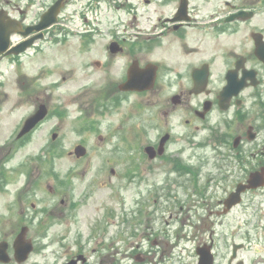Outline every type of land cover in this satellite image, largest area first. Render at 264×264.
Masks as SVG:
<instances>
[{"label": "flooded vegetation", "instance_id": "flooded-vegetation-1", "mask_svg": "<svg viewBox=\"0 0 264 264\" xmlns=\"http://www.w3.org/2000/svg\"><path fill=\"white\" fill-rule=\"evenodd\" d=\"M29 2L19 8L7 1L2 8L20 18L29 15L35 19L33 25L57 1ZM57 13L56 23L44 32V41L33 44L29 56L54 52L66 65L63 78L86 76L95 69V77L111 82L121 97L133 93L120 90L129 73L154 65L157 118L164 128L178 118L186 147L201 149L213 140L226 149L212 169L199 171L187 183L188 201L177 203L175 211L166 210L155 197L142 206L152 217L136 224L127 221L116 232L117 203L96 205L93 230L100 238L93 247L69 240L70 228L64 232L57 228L65 219L74 222L81 207L64 213L58 210L67 202H51V211L44 213L43 205L35 212L36 204L20 197L19 202H3L0 264H262L264 186L238 195L236 189L264 169V150L245 152V144H255L264 134L260 130V124L264 129V0H65ZM101 23L109 30L101 29ZM103 30L110 40L102 47H94L93 41L58 40L71 32ZM29 56L0 58L6 64L14 62V67ZM234 120L241 122L238 133H224L225 124ZM165 135L163 156L174 149L173 136L164 131L153 138L157 147ZM207 157L212 160L211 154ZM166 214L178 220L179 230L171 239L162 233V222L168 224ZM186 225L189 232L184 233ZM40 227L44 231L39 233Z\"/></svg>", "mask_w": 264, "mask_h": 264}, {"label": "rangeland", "instance_id": "rangeland-1", "mask_svg": "<svg viewBox=\"0 0 264 264\" xmlns=\"http://www.w3.org/2000/svg\"><path fill=\"white\" fill-rule=\"evenodd\" d=\"M14 2L17 3L16 0ZM91 21L95 25V20ZM93 34L92 41L96 48L110 40L104 30ZM78 39V36L70 35L68 40L74 43L81 40ZM42 45L46 48V45ZM49 51L46 49V53ZM62 62V59L54 56V52H49L44 57L36 53L24 57L14 67L2 66L0 63V70L7 73L4 80L0 79V174L8 177L6 193L0 191V205L11 200L19 202L17 197L22 201L29 197L26 201L36 204L35 212L44 205V213H48L52 207L48 198L53 196L52 201L67 202L66 206L58 210L66 213L67 208L74 209L72 204H84L78 210L74 222L65 219L63 225L57 228L60 232L70 228L68 239H76L88 248L93 247L100 238L96 230L93 232L95 213L84 215L88 201L92 206L100 207L103 202L110 200L109 195H116L114 201L120 202L122 208L121 213L116 211L113 216L116 232H120L125 227L123 223L129 220L142 222L148 217L146 213L149 210L142 206L151 194H160V203L175 211L177 203L187 201L190 187L187 183L193 181L199 171L212 169V163L219 154L225 153L226 147L210 140L204 148L191 150L184 144L187 139L184 126L177 118L172 127L169 124L165 128L161 126L162 133L168 131L173 135L174 143L170 146L174 149L166 158L150 162L146 156L143 158V149L149 138L142 137L143 127L147 124L142 112L146 110V105L157 101L158 93L115 98L108 82H100L101 78L95 77V69L91 68L90 74L86 76L64 79L61 72L66 65ZM56 66L60 68L59 71L54 70ZM81 66H84V61ZM91 88L94 90L89 92ZM100 88L103 89L100 93L104 94V101L102 107L97 109L102 98H99V92L95 94L94 91ZM39 103L47 106L48 118L28 140H16L15 136L24 119L36 110ZM82 119L93 122L87 127L88 130L81 125ZM86 123L90 124L88 121ZM262 127L260 124V130H264ZM222 129L224 133L237 134L241 122L234 120ZM159 132V129H154L149 137ZM52 134L57 135L56 139L52 140ZM125 138H128V142ZM260 139L253 145L245 144V152H250L252 148L257 150L256 153L263 151L264 134ZM79 143L86 147L87 155L77 161L74 155L69 156L68 153ZM209 154L212 155L211 161L207 157ZM131 158L135 170L129 164ZM200 159H204V163H200ZM144 166L146 170H143ZM110 169H114V173H110ZM62 182H65L63 186L57 187ZM155 184L159 188L157 192L150 189ZM93 185L95 188L91 189ZM47 188L50 189L49 194L45 193ZM173 219L174 225H165V233L177 228L176 220ZM43 231L40 227L39 233Z\"/></svg>", "mask_w": 264, "mask_h": 264}, {"label": "water", "instance_id": "water-1", "mask_svg": "<svg viewBox=\"0 0 264 264\" xmlns=\"http://www.w3.org/2000/svg\"><path fill=\"white\" fill-rule=\"evenodd\" d=\"M54 20V17L52 16L51 12L45 13L41 21L37 26L26 28V32H24V35H27L32 30H41L45 27H47L49 24H51ZM19 23L15 20L9 19L3 11H0V54L5 50V48L8 46V36L10 33L19 30ZM33 39H29L24 42V47L21 48L19 51L24 50L25 46H27ZM15 51V50H14ZM19 51H16L19 52ZM130 82H134V80H130ZM45 115V110H38L35 115L28 118L25 122V125L23 129L21 130L19 136L23 135L24 133L28 132L30 129H32L37 122H39L43 116ZM84 149L82 147H76L75 153L77 156L84 154ZM264 181L261 182L263 184Z\"/></svg>", "mask_w": 264, "mask_h": 264}, {"label": "bare ground", "instance_id": "bare-ground-1", "mask_svg": "<svg viewBox=\"0 0 264 264\" xmlns=\"http://www.w3.org/2000/svg\"><path fill=\"white\" fill-rule=\"evenodd\" d=\"M95 208L94 206H92L91 204L85 209V213L88 214V213H91V212H94Z\"/></svg>", "mask_w": 264, "mask_h": 264}]
</instances>
